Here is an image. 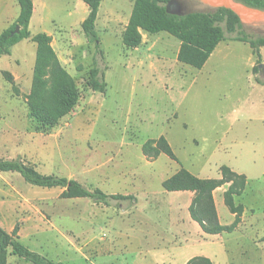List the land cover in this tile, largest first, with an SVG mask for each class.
<instances>
[{
    "label": "rangeland",
    "instance_id": "obj_1",
    "mask_svg": "<svg viewBox=\"0 0 264 264\" xmlns=\"http://www.w3.org/2000/svg\"><path fill=\"white\" fill-rule=\"evenodd\" d=\"M178 1L184 13L214 10L200 0ZM32 2L30 37H51L79 99L55 126L39 127L28 107L36 44L28 38L10 47L9 55L0 56V159L20 158L43 175L135 199L131 205L108 206L87 198L64 199L61 188L33 186L18 173L0 172V202L9 199L0 205L1 221L18 226L28 249L63 264H146L152 255L160 264L201 255L212 264H264V245H254L255 236L264 234V84L257 82L263 73L254 71L257 59L249 45L226 34L204 66L195 69L177 61L179 41L165 32L141 33L140 45L127 48L122 37L133 0H102L95 22L101 56L81 29L88 14L82 1ZM18 14L16 0H0V35ZM240 31L264 37V23L241 24ZM259 53L264 71V47ZM95 60L103 70L104 93L85 85ZM160 137L177 161L144 154L143 146ZM148 147L152 154L155 145ZM222 166L246 176L244 194L234 197L235 205L247 207L246 225L239 232L207 236L184 207L177 213L173 194L164 191L162 182L181 168L200 179L218 178ZM229 185L215 196L221 225L233 221L224 203ZM251 210L258 220L253 228ZM141 218L145 240L129 242L125 231ZM177 218L183 222L177 224ZM177 228L188 240L186 249L185 243L155 247L171 242ZM7 262L30 264L17 256Z\"/></svg>",
    "mask_w": 264,
    "mask_h": 264
},
{
    "label": "trees",
    "instance_id": "obj_2",
    "mask_svg": "<svg viewBox=\"0 0 264 264\" xmlns=\"http://www.w3.org/2000/svg\"><path fill=\"white\" fill-rule=\"evenodd\" d=\"M19 14L14 24L0 35V56L9 55V48L24 39L36 44V57L33 68L31 92L28 97V107L31 118L41 128H52L61 118L69 114L79 99V91L73 78L61 66L51 46V37L45 33H38L30 37L29 22L33 14L32 0H16ZM88 8V15L81 23V29L89 42L95 43L97 52L99 39L95 31V22L102 0H80ZM247 7L264 10V0H235ZM169 0H133V6L128 24L122 40L127 48H137L141 43V33L157 34L165 32L176 38L179 43L177 61L195 69H201L207 62L220 42L227 39L226 34H236L232 39L246 43L256 57L255 72H262L258 66L262 63L259 49L264 47V37L253 38L240 31L241 23L232 11L219 8L211 12H191L182 16L170 15L165 6ZM20 27L18 34L14 32ZM264 84V80H258ZM85 85L93 92L104 93L106 83L103 70L95 60L89 70ZM149 144L155 145L151 152ZM150 159H156L165 154L171 160L177 161L170 145L164 137L148 141L142 148ZM0 172L18 173L23 180L33 186L42 188H61L64 199L87 198L96 204L108 206L111 202H130L133 195H108L98 189L88 190L75 180L54 175H43L29 163L20 158L0 159ZM220 179H200L184 168L179 169L162 182V188L167 192H192L194 197L189 206V215L201 230L207 235L232 233L239 223L243 213L242 205H235L234 197L240 196L246 189V178L232 172L228 167L220 169ZM230 183L224 193V203L231 214L235 216L230 225H221L218 220L212 193L223 185ZM18 226L15 225L11 233H7L0 226V264H7L8 256H17L30 264H63L53 262L46 257L31 251L23 245L17 237ZM264 242V236L260 239ZM186 264H212L205 257H194Z\"/></svg>",
    "mask_w": 264,
    "mask_h": 264
},
{
    "label": "crops",
    "instance_id": "obj_3",
    "mask_svg": "<svg viewBox=\"0 0 264 264\" xmlns=\"http://www.w3.org/2000/svg\"><path fill=\"white\" fill-rule=\"evenodd\" d=\"M88 15V14H87ZM142 35V34H141ZM179 46H180V43L178 44V46L175 48V52H176V57H177V53H178V50H179ZM263 80H264V77H263ZM227 167V166H226ZM229 168V167H228ZM230 169V168H229ZM231 170V169H230ZM232 172H234V173H236V174H238V175H243L245 178H246V176L243 174V173H240V172H235V171H233V170H231ZM197 177H200V175L199 174H197L196 175ZM218 178H213V179H220V173L218 172ZM246 186H247V180H246ZM222 188H218V189H216L214 192H213V196H214V201H215V208H216V212H217V216H218V220H219V223H221V217H220V213H219V211H218V203H217V201H216V193H217V191H220ZM165 191V190H164ZM165 192H167V191H165ZM167 193H172L173 194V196H172V204L176 207V211H177V213H178V211L179 212H183V209L185 208V212H187L188 213V215H189V211H188V209H189V206H190V204H191V200H192V194H190L189 192H167ZM244 194V193H243ZM242 194V195H243ZM128 195H131V194H128ZM242 197V196H241ZM2 200V199H1ZM7 201H9V199H6V200H2L1 202H0V205H5L6 203L5 202H7ZM240 205H242V207H243V213H242V216H241V222L239 223V225L237 226V228L233 231V232H235V231H241L242 230V228H245L244 227V225H246L245 223H246V214H247V207H245V205L243 204V203H239ZM182 207H184L183 209H182ZM229 211V210H228ZM249 212H251V215L249 216V218H248V221H249V225H250V228H253L254 227V225H257V222H258V220H257V218L254 216V215H252L253 213H252V210L251 211H249ZM229 213H230V211H229ZM189 217H190V215H189ZM230 217L233 219V221H234V218H235V216L233 215V214H231L230 213ZM142 219L143 220H145V218H141V219H139V220H137V221H135L134 222V224H132L131 225V228L128 230V231H125V236H126V238L129 240V242H131V241H134V240H136V238L137 237H139V239H141V241L142 240H145V236H144V234H146L147 235V232H146V230H142V228H143V226H145V224H144V222H142ZM178 219V218H177ZM179 219H181V218H179ZM178 219V220H179ZM186 219V218H185ZM190 219H191V217H190ZM177 220V224H181L182 222H183V219H181V220H179L178 221ZM263 220H264V218H263ZM191 221H193L192 219H191ZM232 221V222H233ZM194 222V221H193ZM194 223H196V222H194ZM197 224V223H196ZM0 226H1V228H3L7 233H11L12 232V230H13V228L15 227V224H14V222H10V223H8V222H6V221H1V219H0ZM197 226L199 227V229L201 230V228H200V226L197 224ZM226 226V225H225ZM201 232L204 234V235H207V234H205L202 230H201ZM232 232V233H233ZM223 234H225V233H223ZM220 235H222V234H220ZM220 235H207V236H220ZM20 236H21V232L18 230V233H17V237H18V240L20 241ZM264 236V234H261L259 237L256 235L255 236V240H254V245H255V247H257L256 245L257 244H260V245H264V242H261L260 241V239L262 238ZM173 238H172V240H171V242H169V241H167L166 242V244H164V242H163V244H158V245H156L155 247H160V246H162L163 247V245H170V244H172L174 247H180V246H182L183 245V243H185V245H183L182 247L184 248V249H186L188 246H187V243H188V240L187 239H184V233H183V231H182V229L181 228H177L176 229V231H174V234H173V236H172ZM146 238H147V236H146ZM155 247H152V248H155ZM9 257V256H8ZM8 257H7V259H8ZM195 257H205V258H207V259H209L210 261H211V259L210 258H208V257H206V256H204V255H201V256H195ZM157 256L156 255H152L151 256V258L149 259V261H147V263L146 264H160V262L161 261H159V260H157ZM192 258H194V257H188V258H186L184 261H182V263H180V264H186L190 259H192ZM212 262V261H211ZM137 262L136 261H133L131 264H136ZM213 263V262H212ZM7 264H8V262H7Z\"/></svg>",
    "mask_w": 264,
    "mask_h": 264
},
{
    "label": "water",
    "instance_id": "obj_4",
    "mask_svg": "<svg viewBox=\"0 0 264 264\" xmlns=\"http://www.w3.org/2000/svg\"><path fill=\"white\" fill-rule=\"evenodd\" d=\"M204 3L209 4L214 10L219 8H225L232 11L238 16L241 24H253V23H264V10L254 9L247 7L243 4L235 3V0H200ZM165 10L170 15L182 16L186 13L183 12V7L178 0H169L165 6ZM213 10V11H214ZM20 27L16 26L14 32L11 34H18ZM260 70L263 69V65H259Z\"/></svg>",
    "mask_w": 264,
    "mask_h": 264
}]
</instances>
